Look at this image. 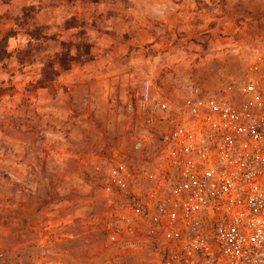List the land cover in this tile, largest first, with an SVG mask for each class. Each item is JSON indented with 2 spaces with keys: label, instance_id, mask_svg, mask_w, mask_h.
Wrapping results in <instances>:
<instances>
[{
  "label": "rangeland",
  "instance_id": "374dc122",
  "mask_svg": "<svg viewBox=\"0 0 264 264\" xmlns=\"http://www.w3.org/2000/svg\"><path fill=\"white\" fill-rule=\"evenodd\" d=\"M45 27L34 61L0 60V264H157L147 243L108 239V194L95 166L131 154L140 127L126 103L150 79L174 103L243 80L264 48V0H0V39L25 47L23 8ZM86 24L94 60L37 85L49 56Z\"/></svg>",
  "mask_w": 264,
  "mask_h": 264
},
{
  "label": "built area",
  "instance_id": "2783aa9c",
  "mask_svg": "<svg viewBox=\"0 0 264 264\" xmlns=\"http://www.w3.org/2000/svg\"><path fill=\"white\" fill-rule=\"evenodd\" d=\"M124 111L140 127L131 154L94 168L110 243H147L157 264H264V48L215 94L174 104L144 79Z\"/></svg>",
  "mask_w": 264,
  "mask_h": 264
},
{
  "label": "trees",
  "instance_id": "16d2710c",
  "mask_svg": "<svg viewBox=\"0 0 264 264\" xmlns=\"http://www.w3.org/2000/svg\"><path fill=\"white\" fill-rule=\"evenodd\" d=\"M37 8L35 6L23 8L21 16L17 17L16 25L28 36V42L25 47L19 48L14 52L9 50V41L18 35L16 29L7 32L0 39V60L5 61L14 55L21 66L34 61L35 52L39 49L43 40L53 38L45 32V27L34 25L29 27L30 22L35 18ZM64 28L66 30L76 29L68 41L61 42V49L53 56H49L41 68L40 79L37 85L41 88H48L52 82L60 75L61 71H69L75 63L84 64L94 60V43L90 39L89 33L84 22H79L77 18L72 17L66 21Z\"/></svg>",
  "mask_w": 264,
  "mask_h": 264
}]
</instances>
